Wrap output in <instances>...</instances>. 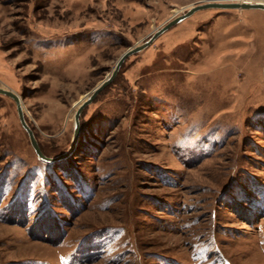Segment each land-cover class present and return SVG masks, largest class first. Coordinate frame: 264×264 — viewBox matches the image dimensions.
<instances>
[{
	"label": "rangeland",
	"instance_id": "obj_1",
	"mask_svg": "<svg viewBox=\"0 0 264 264\" xmlns=\"http://www.w3.org/2000/svg\"><path fill=\"white\" fill-rule=\"evenodd\" d=\"M206 2L240 1L0 0V83L42 153ZM79 124L45 161L0 94V264H264V10L179 20Z\"/></svg>",
	"mask_w": 264,
	"mask_h": 264
},
{
	"label": "water",
	"instance_id": "obj_2",
	"mask_svg": "<svg viewBox=\"0 0 264 264\" xmlns=\"http://www.w3.org/2000/svg\"><path fill=\"white\" fill-rule=\"evenodd\" d=\"M208 7H218V8H243V9H250V8H258V9H262L264 10V4L260 3V2H206V3H201V4H197L192 6L191 8H189L186 12H184L183 14L175 17L174 19L168 21L164 26H162L161 28H159L157 31H155L152 36L149 38L148 41H146L145 43L139 45V46H132L127 48L124 52L121 53V55L118 57V59L115 62V65L112 69V71L110 72V74L108 76H106L104 79H102L87 95V97L85 98V100H83V102L79 105V107L77 108V110L74 113V129H73V137L71 140V144L70 147L68 148V150L56 157H47L45 156L40 147L39 144L37 143L34 134L32 132V130L29 128V126L27 125L24 115H23V110H22V106H21V101L19 96L14 93L13 91H11L10 89L7 88H2L0 87V94H4L9 96L11 99H13V101L16 104V109H17V114H18V118L20 120V123L22 125V127L26 130L30 143L35 151V153L38 155V157H40L41 159L45 160V161H56L62 158H65L67 155H69V153L71 152V150L74 148L76 142H77V138H78V133H79V129H80V124H79V115L81 113V110L83 109V107L85 105H87L96 95L97 93L102 90L115 76L117 70L119 69L121 63L125 60V58L127 56H129L131 53H134L142 48H144L149 42H151L157 35H159L161 32H163L164 30H166L167 28H169L170 26H172L173 24H175L176 22H178L179 20L189 16L191 13H193L194 11L198 10V9H203V8H208Z\"/></svg>",
	"mask_w": 264,
	"mask_h": 264
},
{
	"label": "bare ground",
	"instance_id": "obj_3",
	"mask_svg": "<svg viewBox=\"0 0 264 264\" xmlns=\"http://www.w3.org/2000/svg\"><path fill=\"white\" fill-rule=\"evenodd\" d=\"M257 2H260V3L263 2L264 3V0H258ZM0 87L5 88L1 83H0ZM87 95H88V93L84 97L78 99L74 103L73 108H72V110L70 112V116H72V117L74 116L75 111L77 110V108L79 107V105L83 102V100H85V98L87 97Z\"/></svg>",
	"mask_w": 264,
	"mask_h": 264
},
{
	"label": "built area",
	"instance_id": "obj_4",
	"mask_svg": "<svg viewBox=\"0 0 264 264\" xmlns=\"http://www.w3.org/2000/svg\"><path fill=\"white\" fill-rule=\"evenodd\" d=\"M237 1H240V2H248V3L252 2V0H237ZM255 2H257V1H255Z\"/></svg>",
	"mask_w": 264,
	"mask_h": 264
}]
</instances>
